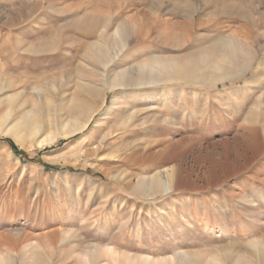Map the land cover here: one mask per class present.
I'll use <instances>...</instances> for the list:
<instances>
[{
    "label": "rangeland",
    "instance_id": "rangeland-1",
    "mask_svg": "<svg viewBox=\"0 0 264 264\" xmlns=\"http://www.w3.org/2000/svg\"><path fill=\"white\" fill-rule=\"evenodd\" d=\"M0 119V264H264V0H0Z\"/></svg>",
    "mask_w": 264,
    "mask_h": 264
},
{
    "label": "bare ground",
    "instance_id": "bare-ground-1",
    "mask_svg": "<svg viewBox=\"0 0 264 264\" xmlns=\"http://www.w3.org/2000/svg\"><path fill=\"white\" fill-rule=\"evenodd\" d=\"M155 65H156L155 67L158 68V72H160L165 67V64L157 63ZM105 67H106V65H105ZM147 68L148 67H142L143 70H146ZM149 69H150V71H152V70H154V67H150ZM155 70H156V68H155ZM128 71H127V73H128ZM153 73H155V72H153ZM147 84L148 83L142 79V81L140 82L139 85L144 86ZM150 84H151V82H150ZM136 85H138V84H136ZM136 85H134V86H136ZM124 86L125 87L127 86V84H125V73L121 71L120 73L116 74L112 85H110L108 87V89H116V88L124 87ZM34 118H36V116ZM90 120H91V117H89L88 120H86V122H78L77 120H71L65 124L63 123L61 126H58L54 130H51L46 135H42L38 140L35 141V143H33V145L30 146V148L34 147V146L37 148L51 147L62 139H69L71 137H74L77 134L82 133L89 126ZM1 125H2V119H0V132L1 131L3 132ZM39 133H40V127H39V125H37V121L30 120V123L20 122V124H18L17 126H14V127L10 128L9 130H7L6 134H11V135L15 136V138L17 137L19 139H21V138L23 139V137H26V136H29L31 138L37 137V135ZM138 185H139V189H145V188H150L152 190L161 189L163 191V193H168L169 191L172 190L171 189L172 188V182H171L169 177H167V180L163 181V182L155 180V178L151 179L149 181H146V180H143L141 182L139 181Z\"/></svg>",
    "mask_w": 264,
    "mask_h": 264
},
{
    "label": "trees",
    "instance_id": "trees-1",
    "mask_svg": "<svg viewBox=\"0 0 264 264\" xmlns=\"http://www.w3.org/2000/svg\"><path fill=\"white\" fill-rule=\"evenodd\" d=\"M6 143H8L11 148L13 149V152L21 157L24 161H29V162H33V163H40L42 164L40 161H38L36 158H30L26 153L22 152L21 150H19V148L10 140H7ZM44 168L47 170V171H55V170H62V169H66V170H69L70 172H81L80 170H76V169H73V168H64V167H60V166H49V165H44ZM86 173L90 174L91 176H97L95 173H93L92 171H86Z\"/></svg>",
    "mask_w": 264,
    "mask_h": 264
}]
</instances>
